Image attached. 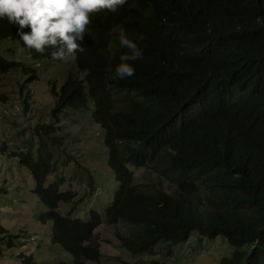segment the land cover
I'll return each mask as SVG.
<instances>
[{
  "label": "trees",
  "instance_id": "1",
  "mask_svg": "<svg viewBox=\"0 0 264 264\" xmlns=\"http://www.w3.org/2000/svg\"><path fill=\"white\" fill-rule=\"evenodd\" d=\"M121 28L143 49L124 80L112 78L126 50ZM8 41L39 62L55 61L53 49H26L16 25L0 22V74L31 71L22 91L37 68L4 50ZM77 44L75 65L51 86V115L87 109L103 127L115 176L111 202L88 218L74 214L78 203L61 210L76 192L62 189L64 176L47 181L61 144L53 119L37 126L36 143L12 151L31 171L52 242L73 257L54 264L99 263L95 239L104 223L123 226L120 247L139 257L123 264H169L171 250L194 234L227 239L233 250L218 264H264V0H126L115 12L90 13ZM140 168L157 176L138 181ZM7 232L0 223V240ZM23 256L24 264H40Z\"/></svg>",
  "mask_w": 264,
  "mask_h": 264
},
{
  "label": "rangeland",
  "instance_id": "2",
  "mask_svg": "<svg viewBox=\"0 0 264 264\" xmlns=\"http://www.w3.org/2000/svg\"><path fill=\"white\" fill-rule=\"evenodd\" d=\"M8 42L3 43L2 48L10 51V55L19 62L36 67L38 78L29 80L21 91L20 84L29 78L31 71L22 73L12 70L0 74V92L8 97L6 102H0V148L4 143L7 145L6 149L0 150V223L8 231L6 237L0 240V264H24L23 255L33 256L40 264H54L59 260L70 263L72 255L51 240L52 221L43 222L41 219L46 207L32 192L31 171L21 167L12 151L15 148L24 149V143L30 138L36 143L37 126L53 119L61 144L55 150L53 168L47 181L64 176L62 189L72 190L76 196L69 205H61V210L78 203L74 214L88 218L91 209L104 212L115 191L114 171L107 162L105 130L87 109H65L54 117L51 115L54 107L51 86L63 83V78L75 65L74 58L65 63L39 62L19 44ZM91 108H94L93 103ZM135 175L138 181L150 182L157 173L140 168ZM163 186L166 188L168 184ZM120 229L123 226L107 223L98 229L95 242L100 246L102 256L99 263L93 264H123L124 260L139 258L132 257L120 247L117 235ZM232 250L233 247L223 236L199 239L194 234L188 242L175 246L166 262L218 264ZM162 255L166 253L159 251L157 254Z\"/></svg>",
  "mask_w": 264,
  "mask_h": 264
},
{
  "label": "clouds",
  "instance_id": "3",
  "mask_svg": "<svg viewBox=\"0 0 264 264\" xmlns=\"http://www.w3.org/2000/svg\"><path fill=\"white\" fill-rule=\"evenodd\" d=\"M126 0H0V22L16 25L19 40L26 49L44 53L51 47L52 60L65 63L73 59L83 47L77 41L83 38L89 14L101 10L115 12ZM27 26L28 31H23ZM137 39H143L138 35ZM118 45L126 49L118 57L112 78L124 80L132 77L135 67L131 63L143 56V49L130 39L121 28Z\"/></svg>",
  "mask_w": 264,
  "mask_h": 264
}]
</instances>
